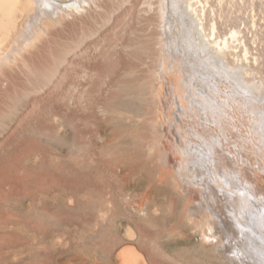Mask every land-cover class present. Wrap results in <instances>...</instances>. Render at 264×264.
Listing matches in <instances>:
<instances>
[{"label":"rangeland","instance_id":"rangeland-1","mask_svg":"<svg viewBox=\"0 0 264 264\" xmlns=\"http://www.w3.org/2000/svg\"><path fill=\"white\" fill-rule=\"evenodd\" d=\"M144 1L125 2L104 24L112 2L96 0L99 8L92 5L86 12L66 16L51 29L49 38L27 59L44 68L54 64L53 50L82 42L63 85L24 99L23 90L35 84L30 73L8 70L7 79L0 80V264H130L124 253L128 249L139 253L147 264H229L201 243L185 212L187 199L148 152L152 129L144 115L147 106L142 91L146 94L150 77L148 59L136 55L139 59L133 60L125 53V47L138 41L154 57L156 0H149L153 9ZM223 1L210 0L220 26L223 22L220 30L228 31L229 25L242 28L251 53L264 57V4ZM115 51L119 68L136 70L123 80L127 90L118 93V119L111 102L121 71L116 68L105 83L102 79L107 59ZM85 71L84 80L80 77ZM94 71L100 73L92 79ZM252 76L260 81L259 75ZM71 84L82 85L83 90H77L84 94L74 93L75 104L69 110L66 97ZM131 108L137 116L128 121L126 111ZM53 115L62 120L75 118L68 138Z\"/></svg>","mask_w":264,"mask_h":264},{"label":"bare ground","instance_id":"bare-ground-1","mask_svg":"<svg viewBox=\"0 0 264 264\" xmlns=\"http://www.w3.org/2000/svg\"><path fill=\"white\" fill-rule=\"evenodd\" d=\"M258 1L264 4V0ZM111 2L113 9L106 12L104 24L130 0ZM224 3L227 5L228 1ZM143 4L153 9L149 0ZM155 4L154 57L138 41L125 47V53L133 60L139 59L136 55H144L152 63L145 64L150 74L146 94L142 89L147 106L142 111L152 129L147 145L149 155L156 156L174 189L187 199L185 212L204 246L213 248L229 264H264V57L251 53L242 28L228 24V31L220 30L223 22L220 26L219 18V22L216 19L219 14L215 15L210 0H156ZM92 5L100 7L96 0H0V80L7 79L8 70L30 73L35 84L31 90H23L24 99L51 86L59 87L67 79L71 60L82 42L52 49L54 64L44 68L29 62L27 55L38 49L66 16L86 12ZM107 60L103 83L120 65L116 51ZM119 70L112 91L114 118H120L121 113L118 93L128 88L123 80L136 74L134 68ZM99 73L91 72V78ZM252 75H259L260 81H254ZM86 76L85 71L80 78L85 80ZM80 87H67L69 110L75 104L74 93H83L77 90ZM106 108L102 112H107ZM134 109L126 111L128 121L137 116ZM13 115L14 112L9 113L7 118ZM52 118L60 123L64 137L75 128V118L71 116L65 120L56 115ZM124 253L130 264H147L132 249Z\"/></svg>","mask_w":264,"mask_h":264}]
</instances>
